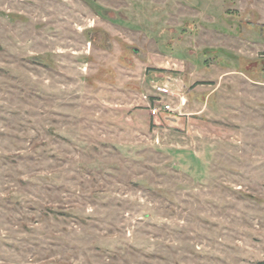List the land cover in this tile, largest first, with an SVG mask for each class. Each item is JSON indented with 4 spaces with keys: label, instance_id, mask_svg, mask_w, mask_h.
<instances>
[{
    "label": "rangeland",
    "instance_id": "obj_1",
    "mask_svg": "<svg viewBox=\"0 0 264 264\" xmlns=\"http://www.w3.org/2000/svg\"><path fill=\"white\" fill-rule=\"evenodd\" d=\"M0 264H264V0H0Z\"/></svg>",
    "mask_w": 264,
    "mask_h": 264
},
{
    "label": "built area",
    "instance_id": "obj_2",
    "mask_svg": "<svg viewBox=\"0 0 264 264\" xmlns=\"http://www.w3.org/2000/svg\"><path fill=\"white\" fill-rule=\"evenodd\" d=\"M157 91L161 93V92H167L169 90L167 88L162 87V86H158ZM160 93L158 95H160ZM157 103H160V104H157ZM173 110L174 109H173L171 104L165 103V102H162L161 100L156 99V105L153 106L152 113L154 115H156V114L160 113L161 111L169 112V111H173Z\"/></svg>",
    "mask_w": 264,
    "mask_h": 264
}]
</instances>
